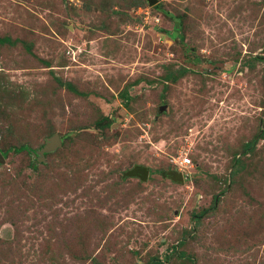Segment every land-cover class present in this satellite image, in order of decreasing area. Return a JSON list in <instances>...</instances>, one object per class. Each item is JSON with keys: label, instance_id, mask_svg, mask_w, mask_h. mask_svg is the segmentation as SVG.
<instances>
[{"label": "rangeland", "instance_id": "374dc122", "mask_svg": "<svg viewBox=\"0 0 264 264\" xmlns=\"http://www.w3.org/2000/svg\"><path fill=\"white\" fill-rule=\"evenodd\" d=\"M0 38V264H264V0H0Z\"/></svg>", "mask_w": 264, "mask_h": 264}, {"label": "water", "instance_id": "95a60500", "mask_svg": "<svg viewBox=\"0 0 264 264\" xmlns=\"http://www.w3.org/2000/svg\"><path fill=\"white\" fill-rule=\"evenodd\" d=\"M148 4L150 6H153L156 3V0H147ZM59 138L58 136H54L52 138L50 143H47L41 151H39V156L40 159L43 160L45 154L48 152L52 151L56 146H59ZM5 163V158L3 157L2 153L0 152V165ZM133 176L139 177L141 180H146L148 176V170L144 167H136L130 172ZM172 179L175 180L176 182L182 183L184 180V176L181 172H171Z\"/></svg>", "mask_w": 264, "mask_h": 264}, {"label": "trees", "instance_id": "16d2710c", "mask_svg": "<svg viewBox=\"0 0 264 264\" xmlns=\"http://www.w3.org/2000/svg\"><path fill=\"white\" fill-rule=\"evenodd\" d=\"M10 40L8 39V38H0V44H3V43H7V42H9ZM19 149H21V150H28V151H30V149H26L25 148V146H22L21 148H19ZM18 149V150H19ZM2 155H3V157L5 158L6 157V152L5 153H2Z\"/></svg>", "mask_w": 264, "mask_h": 264}, {"label": "built area", "instance_id": "2783aa9c", "mask_svg": "<svg viewBox=\"0 0 264 264\" xmlns=\"http://www.w3.org/2000/svg\"><path fill=\"white\" fill-rule=\"evenodd\" d=\"M191 161L188 157H184L182 160H180V165L181 166H187L188 164H190Z\"/></svg>", "mask_w": 264, "mask_h": 264}]
</instances>
